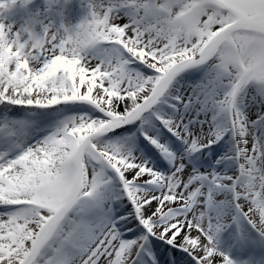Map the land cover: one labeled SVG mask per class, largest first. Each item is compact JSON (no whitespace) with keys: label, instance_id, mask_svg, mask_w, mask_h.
<instances>
[{"label":"snow or ice","instance_id":"snow-or-ice-1","mask_svg":"<svg viewBox=\"0 0 264 264\" xmlns=\"http://www.w3.org/2000/svg\"><path fill=\"white\" fill-rule=\"evenodd\" d=\"M44 4L0 23V264H264V0Z\"/></svg>","mask_w":264,"mask_h":264},{"label":"rangeland","instance_id":"rangeland-1","mask_svg":"<svg viewBox=\"0 0 264 264\" xmlns=\"http://www.w3.org/2000/svg\"><path fill=\"white\" fill-rule=\"evenodd\" d=\"M61 2L63 4V0ZM44 7V0H31L27 6L24 5L23 0H16V3L11 7L0 9V23L11 24L18 28L23 23L26 10L35 13L37 9L42 10ZM89 11L88 0H68L67 4H63V15L54 12L50 18L57 27L63 23L65 27L72 28L88 17Z\"/></svg>","mask_w":264,"mask_h":264},{"label":"clouds","instance_id":"clouds-1","mask_svg":"<svg viewBox=\"0 0 264 264\" xmlns=\"http://www.w3.org/2000/svg\"><path fill=\"white\" fill-rule=\"evenodd\" d=\"M39 24V17L33 14L31 11L26 10L25 17L23 19V26L29 33V41L36 39L37 27Z\"/></svg>","mask_w":264,"mask_h":264}]
</instances>
